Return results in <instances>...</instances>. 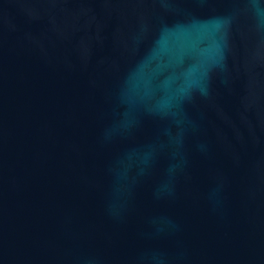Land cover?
Instances as JSON below:
<instances>
[{
	"label": "water",
	"instance_id": "1",
	"mask_svg": "<svg viewBox=\"0 0 264 264\" xmlns=\"http://www.w3.org/2000/svg\"><path fill=\"white\" fill-rule=\"evenodd\" d=\"M0 264H264V0H0Z\"/></svg>",
	"mask_w": 264,
	"mask_h": 264
}]
</instances>
